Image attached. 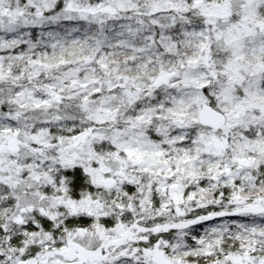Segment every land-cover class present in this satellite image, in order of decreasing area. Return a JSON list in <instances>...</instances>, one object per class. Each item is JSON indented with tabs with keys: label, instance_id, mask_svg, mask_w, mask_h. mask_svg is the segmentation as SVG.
I'll use <instances>...</instances> for the list:
<instances>
[{
	"label": "snow or ice",
	"instance_id": "6c2138e0",
	"mask_svg": "<svg viewBox=\"0 0 264 264\" xmlns=\"http://www.w3.org/2000/svg\"><path fill=\"white\" fill-rule=\"evenodd\" d=\"M0 264H264V0H0Z\"/></svg>",
	"mask_w": 264,
	"mask_h": 264
}]
</instances>
